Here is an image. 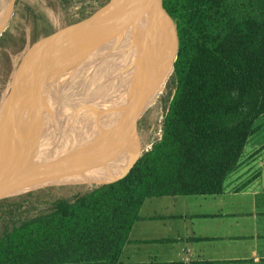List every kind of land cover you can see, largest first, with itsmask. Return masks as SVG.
<instances>
[{
  "label": "trees",
  "instance_id": "1",
  "mask_svg": "<svg viewBox=\"0 0 264 264\" xmlns=\"http://www.w3.org/2000/svg\"><path fill=\"white\" fill-rule=\"evenodd\" d=\"M161 6L174 27L159 4L171 67L159 136L102 185L0 201V264H120L144 199L223 192L264 115V0Z\"/></svg>",
  "mask_w": 264,
  "mask_h": 264
},
{
  "label": "bare ground",
  "instance_id": "2",
  "mask_svg": "<svg viewBox=\"0 0 264 264\" xmlns=\"http://www.w3.org/2000/svg\"><path fill=\"white\" fill-rule=\"evenodd\" d=\"M113 5L111 9L109 4L100 38L91 43L90 40L88 41L87 46L98 47V54L93 56L94 53L96 54L95 50L91 57V60L97 61V71L93 73L91 80L93 82H89L87 88L84 87L85 90L82 88L83 85H78L81 88L77 90L73 88L74 94H82L88 90L91 103H87V108L84 110L76 107L78 101L77 104L75 103L76 105L71 109V121L65 128L69 134L64 132L65 130L55 132L56 140L51 138L47 150L41 152L42 158L33 176L30 177L31 180L22 173L13 184L8 186L13 187L23 181L38 185L59 184L62 180L76 182L83 179H87L86 183L100 185L109 179L115 165L108 161L107 152L100 145L104 128H114L117 132L115 141L119 142L124 122L127 120L132 122L128 116L133 103L131 101L142 78L155 77L157 70H171L167 60L166 45L161 35L159 0H114ZM80 41L81 39L66 46V49L62 50L65 55L55 59L54 66L49 68L44 78L42 77L38 85L34 86L37 88L35 97L39 102L52 91L51 88L47 89L46 85L55 86L59 80L61 89H59L60 93L57 92L59 94L56 93L57 96L64 91L63 86L66 81L60 78L65 74L72 58L75 59L72 51L77 48V51L80 50L77 46ZM68 53L70 57L64 60ZM54 78L56 79L53 81ZM52 82L56 83L52 85ZM66 90L69 92L67 94L73 93L70 87ZM23 108L20 105L17 107L16 115L6 121L5 127L0 122V142L14 131L21 120ZM31 110L30 108L27 112L31 113ZM123 115L124 119H122ZM113 119L114 121H111ZM118 119L120 122L117 121ZM54 141L56 144L52 146ZM140 149L141 147L133 150L132 159L139 155ZM7 177L12 179L14 175L9 172Z\"/></svg>",
  "mask_w": 264,
  "mask_h": 264
},
{
  "label": "crops",
  "instance_id": "3",
  "mask_svg": "<svg viewBox=\"0 0 264 264\" xmlns=\"http://www.w3.org/2000/svg\"><path fill=\"white\" fill-rule=\"evenodd\" d=\"M218 195L143 200L120 264H264V115Z\"/></svg>",
  "mask_w": 264,
  "mask_h": 264
},
{
  "label": "rangeland",
  "instance_id": "4",
  "mask_svg": "<svg viewBox=\"0 0 264 264\" xmlns=\"http://www.w3.org/2000/svg\"><path fill=\"white\" fill-rule=\"evenodd\" d=\"M108 1L71 0L64 9H61L60 0H0V106L8 98V95H12L21 79L35 76V79L39 81L46 74V71L54 66L53 64L57 58L65 55L62 50L66 46L78 42L84 34L87 35V30L93 28L96 20L100 17L96 13L105 8ZM105 10V16L102 17V28L105 25L108 9ZM31 11L32 13L35 12L34 15L41 16L43 23L47 25V28L43 30L38 29L46 27L44 25H40L36 29L38 36L45 32H52L47 38L39 39L38 36V38H35L32 35V17L34 15H31ZM80 12L83 14L79 16L81 20L79 24V20H77L76 26L73 28L72 26L75 22L72 24L68 23H71L70 21L74 17H77ZM100 35L101 30L97 32V35L94 36L91 42L97 40ZM77 46L81 48V43L77 44ZM77 49H74L72 52L77 51ZM49 50H51V58L41 63L40 58H44L46 52ZM36 54L37 61L35 62L34 58ZM69 57L68 53L64 57V60ZM28 60L34 63L33 69H29L31 67L30 63H26ZM170 74L171 70L163 69L157 70L154 74L155 77L145 76L142 78L131 101L133 103H131L132 107L128 116L132 122H128L129 120L124 122L119 142L115 141L117 132L114 128L103 127L100 145L107 152L108 161L115 165L109 177L137 159L144 150L148 149L152 140L158 137L161 115L164 113V108L167 104L166 100L170 97V88L168 85V87L166 86V81ZM64 93L67 92L63 91L62 94ZM85 93H73V95L70 93V98L69 95L65 96L66 100L69 99L72 105L69 108L67 107L65 111L63 110L62 113L59 112L61 121H59L60 124L57 131L67 128L72 118L71 109L77 104V101L80 102L86 97V104H82L78 108H83V110L88 105L87 103H91L90 93L87 91ZM59 97L61 96L59 95ZM64 98H60L59 101L63 102ZM58 103L59 105L61 104L60 102ZM11 109L9 107L7 110L11 111ZM114 119L111 121H114ZM122 119H124V115ZM117 121L120 122L119 119ZM64 132H67V130ZM52 139L56 140V136H53ZM55 144L56 142L54 141L51 145ZM140 147L141 152L135 159H132L133 150ZM86 180L83 179L76 182L62 180L59 184L50 183L41 186L39 189L48 187L60 188L59 191L54 192L55 196L70 197L76 192H82L93 185H97L86 183Z\"/></svg>",
  "mask_w": 264,
  "mask_h": 264
},
{
  "label": "water",
  "instance_id": "5",
  "mask_svg": "<svg viewBox=\"0 0 264 264\" xmlns=\"http://www.w3.org/2000/svg\"><path fill=\"white\" fill-rule=\"evenodd\" d=\"M114 0H109L107 6L102 10L98 11L96 14L100 17L96 20V23L93 28L87 30V35H83L81 38V48L79 51L74 52V58H72V62L69 64L66 73H65V81L64 84V92L66 88L70 87L71 91L74 93V89H78V85H83L82 88H87V84L89 82H93V73L97 71V61L96 59L91 60L92 53L96 50V56L98 53V47L87 46L88 41L93 40L94 36L97 35V32H100L102 29V20L105 15V9H109V4L111 9L114 7ZM160 7L165 14V16L171 21L170 17L165 13L161 6V0H159ZM84 13V12H83ZM80 15H83L82 12L77 17H74L68 24H75L72 26H76V21L78 24L80 22ZM101 18V19H100ZM82 23V22H81ZM80 23V24H81ZM173 25V23H172ZM69 26V25H68ZM71 26V25H70ZM174 27V25H173ZM72 30V29H71ZM55 31V30H54ZM175 32V28H174ZM103 31L101 32V34ZM52 32H45L39 36V39L47 38ZM100 38V37H99ZM176 38V32H175ZM97 42V41H96ZM95 42V43H96ZM176 47H177V39H176ZM94 48V49H93ZM176 52V51H175ZM74 81V83H73ZM75 87V88H74ZM74 88V89H73ZM81 88V87H80ZM79 88V89H80ZM85 90V89H84ZM59 91V90H58ZM55 90L53 95L47 96V99L41 106V108L37 109V107L32 110V112H28L24 121L15 126V129L12 133L8 134L2 143H0V200L17 196L20 194H25L27 192H31L39 189L43 185L47 184H38L31 185L30 181L19 182L17 185L10 187L9 184H13L17 177L25 173L26 178L31 180V176L35 172V169L38 166L40 161L41 152L47 150V145L50 142L51 138L55 135L59 124L61 121L59 118V112L66 110L67 107L72 105L69 99L65 97L64 101H59L60 97L57 96L58 92ZM70 91V92H71ZM57 93V94H56ZM71 92V94L73 95ZM21 94V93H20ZM71 95V96H72ZM86 97L82 99V101L78 102L79 104L76 107H81L84 104ZM60 102L61 104L59 105ZM57 104V106H56ZM62 105V107H61ZM65 105V107H63ZM17 107H12L11 115L15 114L17 111ZM34 111V112H33ZM63 116V115H62ZM5 127V126H4ZM13 173L14 177L12 179H7V173ZM126 175V174H125ZM124 175V176H125ZM10 187V188H9ZM8 188V189H7Z\"/></svg>",
  "mask_w": 264,
  "mask_h": 264
},
{
  "label": "flooded vegetation",
  "instance_id": "6",
  "mask_svg": "<svg viewBox=\"0 0 264 264\" xmlns=\"http://www.w3.org/2000/svg\"><path fill=\"white\" fill-rule=\"evenodd\" d=\"M34 14H35V12L32 13V11H31V15H34ZM40 25H44L46 27H44V28L42 27V29H38V30H43V29L47 28V25L45 23H43L41 16L34 15L32 17V27H33V29H32L31 32H32V35H34L35 38H38L39 37L38 36V33L36 32V29L39 28ZM102 30H103V28L101 29V32H102ZM50 54H51V50H49L48 52H46L45 57L44 58H40L41 63H44L46 60H48L49 58H51ZM36 57H37V54L35 55V58H34L35 59V62L37 61ZM26 63H30V66L31 67H29V69L30 68L33 69L32 66L34 65V63L31 60L30 61L28 60ZM68 66L69 65H67V68H68ZM64 73H66V71ZM55 79L56 78H54L53 81ZM60 79H64L63 81H65V74ZM58 81H57V84L55 86H50L51 84L46 85V88L47 89L48 88H51V90H52L51 92H48L47 93V96L48 95L50 96V94H52L53 91H55V90L58 91L59 89H61V86H60L61 83H60V81L59 82ZM54 83H56V82H54ZM54 83L52 82V85ZM34 85L35 86L38 85V80L35 79V76H33L31 78H27V79H21L20 80V83L18 84V86H16L15 87V90L12 92V95H10V96L8 95L7 96L8 98H6V100L3 101L2 105L0 106V117H1L0 122L2 123L1 124L2 126H6L7 125V122L6 121L10 120L11 118H13L16 115V113L13 114V115H11L12 112H10V111L7 110L9 107H11V108L13 106L14 107H18L19 105L22 106V107H24L23 108L24 111H23L22 117L20 118L21 120H19L20 121L19 123H21L22 121H24V119L26 118L25 117V114L28 113L27 111L30 108L32 110H34V108H36L38 104H39V106L37 107V109L41 108V106L43 105V103L45 102V100L47 99V97L43 101H40L39 102L38 101V98L36 99V97H35V92L37 91V88L34 87ZM62 92L60 94V96H61L60 98H64L67 95H69V98H70V94H67L68 93V90H65V92H67V93L62 94ZM86 108H87V106L85 107V109ZM67 134H69V131L67 132ZM2 142H0V143H2ZM58 143H60V142H57V144ZM20 195H22V194H20ZM17 196H19V195H17ZM13 197H16V196H13ZM8 198H12V197H8ZM5 199H7V198H5ZM5 199H2V200H5ZM2 200H0V201H2Z\"/></svg>",
  "mask_w": 264,
  "mask_h": 264
},
{
  "label": "built area",
  "instance_id": "7",
  "mask_svg": "<svg viewBox=\"0 0 264 264\" xmlns=\"http://www.w3.org/2000/svg\"><path fill=\"white\" fill-rule=\"evenodd\" d=\"M159 134H160V126H159V128H158V136H159Z\"/></svg>",
  "mask_w": 264,
  "mask_h": 264
}]
</instances>
